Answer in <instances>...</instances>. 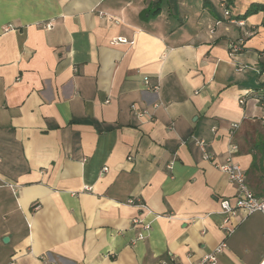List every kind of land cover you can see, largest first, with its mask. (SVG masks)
<instances>
[{
  "label": "crops",
  "instance_id": "1",
  "mask_svg": "<svg viewBox=\"0 0 264 264\" xmlns=\"http://www.w3.org/2000/svg\"><path fill=\"white\" fill-rule=\"evenodd\" d=\"M254 6L0 0V264H198L221 243L219 264L262 262L264 214L225 231L220 204L237 187L197 144L264 197Z\"/></svg>",
  "mask_w": 264,
  "mask_h": 264
},
{
  "label": "built area",
  "instance_id": "2",
  "mask_svg": "<svg viewBox=\"0 0 264 264\" xmlns=\"http://www.w3.org/2000/svg\"><path fill=\"white\" fill-rule=\"evenodd\" d=\"M225 9V16L228 18L229 22L232 24H236L239 27L245 26V21L242 19L230 18L231 12L226 4H223ZM47 28L50 30L52 28L51 24L47 25ZM255 34V30H250L247 32V36H253ZM126 42L124 39L115 40L114 43H122ZM244 42L243 40L236 42L230 48L231 56H235L243 49ZM244 68H238V71H243ZM157 89V88H156ZM244 103L245 100L242 99L240 101ZM198 146L201 148L204 159L211 163H214L216 167L225 174L229 181L236 185L237 187V195L235 201L232 202L229 199H224L221 201V214L223 215L222 227L225 231L230 234L234 231L237 224L233 222V220L240 216V221L242 222L248 216L261 212L264 214V197L259 198L255 195V193L250 189L247 182V175L245 170L238 164L229 160L228 163L220 165L215 163V158L212 154H210L205 148V142L200 140L197 142ZM238 150L236 145L231 146L230 153L233 154ZM107 171V168L104 169ZM136 201L134 199L129 200V204H134ZM139 220H134V223H138ZM146 229H150L149 225L145 226ZM226 249V243L219 244L214 250L207 253L198 264H219V258L224 253ZM45 259V257H44ZM46 264H56L52 261H46ZM260 264H264V259Z\"/></svg>",
  "mask_w": 264,
  "mask_h": 264
},
{
  "label": "trees",
  "instance_id": "3",
  "mask_svg": "<svg viewBox=\"0 0 264 264\" xmlns=\"http://www.w3.org/2000/svg\"><path fill=\"white\" fill-rule=\"evenodd\" d=\"M258 11H263L264 12V6H254V7H251L243 17H248L254 13H257ZM160 13V6H157L153 9H148L143 15L142 17L144 19H149L151 17H155L157 16L158 14ZM149 15V16H148ZM261 102H264V97H262L260 99Z\"/></svg>",
  "mask_w": 264,
  "mask_h": 264
},
{
  "label": "water",
  "instance_id": "4",
  "mask_svg": "<svg viewBox=\"0 0 264 264\" xmlns=\"http://www.w3.org/2000/svg\"><path fill=\"white\" fill-rule=\"evenodd\" d=\"M8 240V238H5V241H7Z\"/></svg>",
  "mask_w": 264,
  "mask_h": 264
}]
</instances>
